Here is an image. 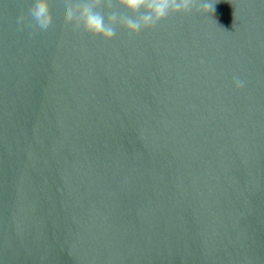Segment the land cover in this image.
Returning a JSON list of instances; mask_svg holds the SVG:
<instances>
[{
    "label": "water",
    "instance_id": "95a60500",
    "mask_svg": "<svg viewBox=\"0 0 264 264\" xmlns=\"http://www.w3.org/2000/svg\"><path fill=\"white\" fill-rule=\"evenodd\" d=\"M49 2L0 0V264H264V0L107 43Z\"/></svg>",
    "mask_w": 264,
    "mask_h": 264
},
{
    "label": "clouds",
    "instance_id": "9594fccd",
    "mask_svg": "<svg viewBox=\"0 0 264 264\" xmlns=\"http://www.w3.org/2000/svg\"><path fill=\"white\" fill-rule=\"evenodd\" d=\"M101 2L102 0H90L87 3L73 5L71 0H65L64 24L71 25L74 32L82 31L92 40L100 38L107 43L116 36L118 21L129 37H136L144 31L154 30L170 15H188L194 9L197 13L204 14L214 11L212 5L207 3L197 6V0H116V3L128 12L136 14L143 10V14L136 19L118 17L115 12L105 17L102 12L96 11ZM107 6L111 8V0H108ZM25 21L34 33L47 31L53 23L49 0H33L27 16L21 12L18 17L21 28L24 27ZM233 83L237 90L245 86V81L238 77L233 78Z\"/></svg>",
    "mask_w": 264,
    "mask_h": 264
}]
</instances>
